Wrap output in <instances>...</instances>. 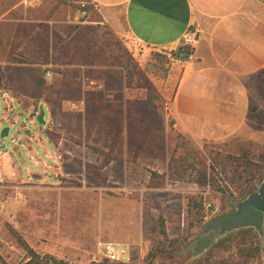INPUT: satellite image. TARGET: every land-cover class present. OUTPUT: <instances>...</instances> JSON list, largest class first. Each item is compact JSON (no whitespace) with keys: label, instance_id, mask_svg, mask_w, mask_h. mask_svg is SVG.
I'll return each instance as SVG.
<instances>
[{"label":"rangeland","instance_id":"rangeland-1","mask_svg":"<svg viewBox=\"0 0 264 264\" xmlns=\"http://www.w3.org/2000/svg\"><path fill=\"white\" fill-rule=\"evenodd\" d=\"M80 4L0 0V24L7 25L0 26V41L8 46L22 39L26 56L44 64L39 71L49 69L40 98L44 119L50 120L39 125L31 108L21 109L14 100L7 120L2 121L0 109V131L8 128L0 144L11 155L0 157V256L5 264H19L24 256L12 231L38 254L71 264H110L98 256V242L125 245L129 259L124 264H147L149 251L163 239L159 216L168 240L185 234L188 196L202 195L206 220L231 208L232 199L222 198L216 185L187 182L196 178L191 158H184L183 166L174 162L169 170L176 143L186 142L177 139L178 132L169 125L174 55L114 37L94 14L79 12ZM12 67L0 63V90L10 89ZM71 102L78 105L77 111L67 108ZM23 142L52 166L25 170L24 163L33 166ZM244 146L235 141L193 145L205 154L212 183L228 185L230 191L231 174L224 179L219 158L237 155ZM45 153L54 156L53 162L60 159L54 164ZM185 153L181 147L176 159ZM173 170L185 171L186 179ZM152 172L159 176L151 178ZM154 264L168 260L160 257ZM255 264H264V254Z\"/></svg>","mask_w":264,"mask_h":264},{"label":"crops","instance_id":"crops-1","mask_svg":"<svg viewBox=\"0 0 264 264\" xmlns=\"http://www.w3.org/2000/svg\"><path fill=\"white\" fill-rule=\"evenodd\" d=\"M89 3L97 11V23L114 37L135 41L148 49L175 55L185 33L194 32L193 60L171 64L170 75L176 77V84L167 109L173 128L199 148L235 141L249 142L264 150V126L249 117L253 101L264 110V102L252 83L264 67V0H89ZM21 40L8 45L12 46L9 55L6 51L0 56V63L15 66L11 68L10 89L0 91L9 92L8 101H16L21 109L31 108L36 116L35 107L39 110L43 104L41 98L36 105L34 101L39 93L42 73L39 70L44 65L39 58L26 56L29 51ZM31 59L30 64L18 62ZM46 73L49 71L44 77ZM49 121L48 117L46 124ZM21 144L33 166L24 163L25 170L52 166L28 142ZM44 156L51 161L54 157L49 153Z\"/></svg>","mask_w":264,"mask_h":264},{"label":"trees","instance_id":"trees-1","mask_svg":"<svg viewBox=\"0 0 264 264\" xmlns=\"http://www.w3.org/2000/svg\"><path fill=\"white\" fill-rule=\"evenodd\" d=\"M75 1L84 3V5L80 4L78 6L79 12H83L85 16L87 13L94 14L95 19L99 21L97 11L93 9V5H90L89 0ZM0 26L7 25L1 23ZM5 46H7V44ZM5 46L0 41V51L1 53L3 52L2 55H5L6 51H8L9 55L11 51L6 50ZM10 62L11 61H9V63ZM18 62L30 63L28 60H21ZM41 71L42 74L40 75L38 83L39 93L35 97L34 104H37L40 99V90L44 86V73L49 71V69L44 68ZM252 83L257 95L264 102V67L253 77ZM249 117L257 124L264 126V110L260 109L254 101L251 102L249 107ZM169 125L173 128V121ZM176 138L184 141L183 139L185 137L177 133ZM185 141V144L176 143L173 155L170 159L169 170L172 169L174 162L178 161L183 166V163H185L184 158H191L192 163L190 169L194 170L196 178H189L187 179V182H193L199 187H204L208 183L216 185L215 191L219 192L222 198L235 200L245 197L255 189L264 176V150L255 153L254 151L256 150V147L248 142L243 149L237 153V155L226 154L221 156L218 154L219 157L221 156L224 158H219V160L222 161V163H219V165L222 164V169H220V171L224 175V179L229 173L231 174L229 181L233 186L234 191H230L227 187L228 185L217 186L218 183H212L214 182L212 177L213 174L211 175L208 173V168L205 163V154L193 147L191 142L186 140V138ZM181 147L186 149V153L183 156H180L179 159H176V154ZM112 159L113 158H109L108 160L110 161ZM173 172L175 173L173 175H177L181 180L186 179L187 174H185V171L173 170ZM158 176L159 175L155 172L151 173V178H156ZM186 199L187 223L185 234L181 238L179 237L168 240L164 218L159 216L158 233L163 239L157 244L154 250L149 251L147 255L149 262L147 264H154L160 257L168 260V264H255L260 261L264 254V244L261 243L258 235L252 228L239 229L219 238L217 241H212L211 236L205 237L198 242L195 249L179 255L178 252L191 242L196 237L198 231L209 221L205 219L204 201L200 193L188 196ZM12 232L14 238L24 252L23 259L19 264H71L51 254H38L19 234L15 231ZM104 262L110 264H124L109 262L106 259H104ZM0 264H5L1 259V256ZM91 264L100 263L92 262Z\"/></svg>","mask_w":264,"mask_h":264},{"label":"water","instance_id":"water-1","mask_svg":"<svg viewBox=\"0 0 264 264\" xmlns=\"http://www.w3.org/2000/svg\"><path fill=\"white\" fill-rule=\"evenodd\" d=\"M45 109L41 105L35 116L36 122L45 126ZM8 135V128L0 131V138ZM230 210L219 216L213 217L198 231L196 237L189 242L178 254L182 255L192 251L198 242L205 237H212V241L226 236L234 231L252 228L264 244V176L255 189L244 198L229 202Z\"/></svg>","mask_w":264,"mask_h":264},{"label":"built area","instance_id":"built-area-1","mask_svg":"<svg viewBox=\"0 0 264 264\" xmlns=\"http://www.w3.org/2000/svg\"><path fill=\"white\" fill-rule=\"evenodd\" d=\"M195 45H196L195 33L192 31L186 32L182 38L180 49L173 57H171V64L181 63L185 60L187 61L193 60L194 57L193 50L195 48ZM45 76L48 77L49 73H46ZM9 99H11L9 92L0 91V109L3 108V113H4L2 115V121L7 120L9 115H12L14 111L11 102L8 101ZM67 108L70 111H77L79 109L78 105L73 102L69 103ZM12 142L16 144V141H12ZM4 149L5 146L0 144V157L5 154ZM59 159H60L59 156L56 157V159H54V162L56 163V161H58ZM96 252L98 256L113 263H127L129 259V250L123 244L112 243V242H98L96 245Z\"/></svg>","mask_w":264,"mask_h":264}]
</instances>
